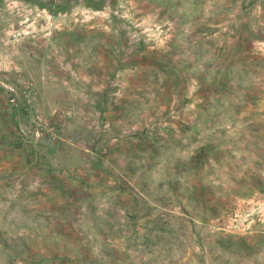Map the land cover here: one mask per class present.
Masks as SVG:
<instances>
[{"label": "rangeland", "instance_id": "obj_1", "mask_svg": "<svg viewBox=\"0 0 264 264\" xmlns=\"http://www.w3.org/2000/svg\"><path fill=\"white\" fill-rule=\"evenodd\" d=\"M0 264H264V0H0Z\"/></svg>", "mask_w": 264, "mask_h": 264}, {"label": "trees", "instance_id": "obj_2", "mask_svg": "<svg viewBox=\"0 0 264 264\" xmlns=\"http://www.w3.org/2000/svg\"><path fill=\"white\" fill-rule=\"evenodd\" d=\"M89 6H93L95 9H102L101 5H94V3H89Z\"/></svg>", "mask_w": 264, "mask_h": 264}]
</instances>
